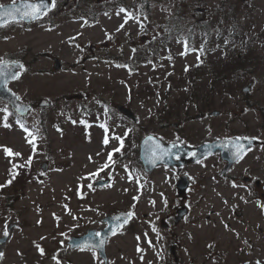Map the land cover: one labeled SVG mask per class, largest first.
I'll list each match as a JSON object with an SVG mask.
<instances>
[{
	"label": "rangeland",
	"instance_id": "1",
	"mask_svg": "<svg viewBox=\"0 0 264 264\" xmlns=\"http://www.w3.org/2000/svg\"><path fill=\"white\" fill-rule=\"evenodd\" d=\"M121 8L138 19L125 23ZM169 24L175 29L167 31ZM183 37L189 38L186 55ZM7 57L24 62L8 85L33 107L21 115L0 98V110L7 109L0 111V185H7L0 187V237L9 232L0 264H101L95 249L72 248L68 239L119 209L136 215L110 238V264H170L168 246L161 248L170 232L160 218L174 197L121 158L135 143L136 124L117 102L133 108L141 131L155 127L150 121H190L183 128L194 140L191 121L202 101L220 109L207 120L219 129L232 121L264 136V0H59L38 22L0 29V60ZM42 97L50 104L39 106ZM168 170L150 178L162 179ZM107 175L109 183L94 182ZM195 219L191 212L173 227L181 262L213 264L203 250L217 233L219 240L226 236L204 220L196 230ZM249 257L264 259V253L240 247L214 264Z\"/></svg>",
	"mask_w": 264,
	"mask_h": 264
},
{
	"label": "flooded vegetation",
	"instance_id": "2",
	"mask_svg": "<svg viewBox=\"0 0 264 264\" xmlns=\"http://www.w3.org/2000/svg\"><path fill=\"white\" fill-rule=\"evenodd\" d=\"M58 1L55 0V5ZM241 1L245 2L246 0ZM202 10L205 11L202 8L199 11ZM50 11L36 21L43 19ZM177 13L173 12V16L178 15ZM36 21L20 20L18 22L30 25ZM175 22L178 23L179 21ZM162 43L165 44L166 41L162 39ZM241 104H243L242 101L240 107H243ZM196 105L199 108L194 115L197 121H191L193 122L191 134L194 140L186 138L190 134V129L183 128L184 122L190 121H150L155 127H149L142 131L139 130L141 121H130L136 124L132 130L135 143L129 152L124 153L121 157L132 160L142 170L144 177L148 176L147 180L151 181L152 186L166 185L168 194H172L174 197L172 206L170 204V207L164 210L166 215L160 218L161 227L170 232V234L165 235L164 246L161 244V248L168 246V252L171 255L170 264H188L186 260L181 262V256L178 253L179 233L173 227L183 224L191 212H194L196 230L201 229L199 223L204 220L207 223L206 228L209 227L211 230L226 236V239L219 240L217 233L214 240L204 248L203 251L209 255L208 261L214 264L216 256L220 257L226 252L232 254L234 250L240 247L243 249L249 247L251 250L255 249L257 253L263 254L264 136L249 134L246 127L239 128L238 125H233L232 121L219 129L215 125V121H207L211 115L215 114L214 109L211 110L210 105L202 101H198ZM145 134H154L166 142L185 143L189 146L232 137L254 138L255 143L248 147L251 150L247 151L243 159H237L234 151L211 150L199 154L197 149H192L182 154L173 155L174 160L186 162L173 165L162 163L149 172L143 168L139 153V141ZM159 168H168V174L159 180L150 178ZM101 179L107 180L105 184L112 181L110 175ZM161 193L163 197L168 196L165 191H161ZM130 212L132 217L136 215V210H130ZM103 225L105 222L102 221L98 227ZM261 260L264 259L260 257L235 258L228 264H246Z\"/></svg>",
	"mask_w": 264,
	"mask_h": 264
},
{
	"label": "water",
	"instance_id": "3",
	"mask_svg": "<svg viewBox=\"0 0 264 264\" xmlns=\"http://www.w3.org/2000/svg\"><path fill=\"white\" fill-rule=\"evenodd\" d=\"M41 2H42V0H18V1H15V6L20 9V12L15 14V19L25 18L27 20H31V18H26L23 16V13L25 11H30L28 9H25L24 5H26V4H40ZM43 2H45L49 5L51 4V0H43ZM4 5L11 8L13 5V2L6 3ZM43 10H45V9H41V12ZM0 11H3V9H0ZM11 20H14V19H12L11 17H5L3 21H0V23H5V22L11 21ZM2 61H7L10 65L22 64L21 61H18V60H2ZM59 66H60V59L56 58V67H59ZM0 67H2V66H0ZM2 70L7 75L0 74V97L7 100L14 107V109L16 111L23 113V114H26L31 109V104L21 100L20 95L18 93L14 92L13 90H11L7 85V83L11 80V73L12 72H18L19 73V68L14 67V66L10 67V68L3 67ZM247 88H248V86H246V89ZM9 89L11 91H9ZM13 93L15 94V96L12 95ZM49 103H50V101L47 98H43L40 101L41 105H46ZM118 107L124 113L129 115L130 117H132L134 119L137 118L129 107H126L125 105H122V104H118ZM221 142H223V141H221L219 139V140L210 142L209 144H203L199 148H202V147H210V149L220 148V147H222ZM246 143L247 144L244 145L245 147L248 146L251 142L249 143V141H247ZM179 149H182V147L177 146L175 143L165 144L164 142H162V140L160 138H158L154 135L145 136L141 142V154H142L145 165L150 166L149 170H151L152 167L159 162H162V161L170 162V160H169L170 155L175 153V152H179V151H177ZM129 216H130V213L126 212V211H120V212L115 213L113 215H109L106 217L109 224H108V226H106L105 228L100 230L101 235L99 237H97L95 235L96 229L90 228L88 230V232L85 234L73 236L70 239L71 245L72 246L85 245L86 242H89V241L93 245H99L100 240H103L104 246L98 247V248L100 250V253L104 257H106L105 241H106L107 237L113 232V230L120 223L124 222ZM12 226L13 225L10 224L9 228L11 229ZM7 237H5V236L0 237V243H3L7 239Z\"/></svg>",
	"mask_w": 264,
	"mask_h": 264
},
{
	"label": "snow or ice",
	"instance_id": "4",
	"mask_svg": "<svg viewBox=\"0 0 264 264\" xmlns=\"http://www.w3.org/2000/svg\"><path fill=\"white\" fill-rule=\"evenodd\" d=\"M24 7H25V9L30 10V11H25L23 13L24 17L31 18V19H38L39 16L41 15V9H48L49 7H55V0H51V5L43 2V0H42V2L40 4H26V5H24ZM0 9H3V11H0V21H3L5 17H11L12 19H15V14L20 12V9L15 6V0H13V5L11 8H9L3 4H0ZM120 13H125V23H127L128 19H138L137 17H134L131 13H129L127 11V9L121 8L117 12V15H120ZM44 14H46V13H44ZM145 19H147V17H145ZM2 26H4V24L0 23V27H2ZM121 27H123V25H121ZM141 27H143L142 24H141ZM183 43H184V47H185V52L182 54L186 55L187 52L189 51L188 42L185 40ZM0 66H2V67H0V74H2V75H7L6 73L3 72V70H2L3 67L10 68V67L14 66V67H17L19 69L24 68V66L22 64L10 65L7 61H2V60H0ZM19 75H20V73H18V72H12L11 73V79H13V80L19 79ZM9 91H11V90L9 89ZM12 95L15 96L14 93ZM0 111L7 112V109H2ZM9 115H10V113H9ZM6 118L7 117H5V119ZM17 123H19V121H17ZM4 126L5 127H11V125H8V124H5ZM20 126H21V128L24 129L25 132L28 133V136H33V133L30 132L27 128H25L22 123L20 124ZM101 127H104V126L101 125ZM34 139H35V137H33V140H29V143H33ZM116 139L121 140V145H122V143H123L122 139L120 137H116ZM244 139H248V138H244ZM240 140H241V138L237 137V138H235V140L231 141V143L233 144V146L235 148L234 155L237 157V159H243L244 155L247 154V151L251 150L250 148H246L244 145H242L240 143ZM107 142H108L107 139H105L104 143L107 144ZM250 142L251 141H249V143ZM4 150H5L7 155H13L11 149L5 148ZM116 151H119V149H116ZM15 155L19 156L20 153H15ZM193 155H195V154L193 153ZM109 160H111V155H109ZM30 163H31V160L28 161V164H30ZM14 178H15V175L12 176V179H14ZM11 182H12V180L10 179L7 181V184H11ZM5 186H7V185H0V187H5ZM134 199H138V197H134ZM225 227H228V226L225 225ZM3 234L5 237H7L9 235V232L7 230H5ZM95 235L97 237H99L101 235V233H96ZM76 246L80 247L81 250H84L85 247H93V248L103 247L104 241L100 240L99 245H93L89 241V242H86V244L84 246H81V245H76ZM37 248L39 249L40 254L43 255L44 254L43 248H41L39 245H37ZM3 257H4V253L0 252V259H2ZM53 259H56V257L54 256ZM57 264H60L59 260H57ZM101 264H103V262H101ZM257 264H260V262L257 261Z\"/></svg>",
	"mask_w": 264,
	"mask_h": 264
}]
</instances>
